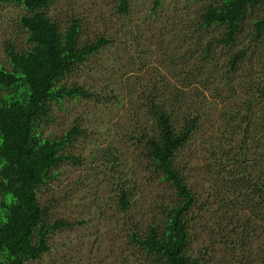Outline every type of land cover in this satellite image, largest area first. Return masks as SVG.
Returning a JSON list of instances; mask_svg holds the SVG:
<instances>
[{
    "label": "trees",
    "instance_id": "obj_1",
    "mask_svg": "<svg viewBox=\"0 0 264 264\" xmlns=\"http://www.w3.org/2000/svg\"><path fill=\"white\" fill-rule=\"evenodd\" d=\"M54 1L0 0L25 12L17 23L26 43L22 50L9 44L7 66L0 63V264L39 260L50 251L55 233L76 224L52 219L49 208L56 201L44 204L39 196L63 165L80 160L72 152L74 143L95 131L84 128L81 119L59 135L45 129L56 122L53 111L65 101L91 96L67 80L115 42L102 35L81 41L79 18L70 16L62 27L48 15ZM128 2L118 0L117 12L128 14ZM159 6L155 0L152 10ZM184 13L177 33L157 42V49L145 47L137 34L125 36L128 47L138 50L143 62L151 60L157 72L133 89L141 99L140 117L130 114L126 124L107 125L115 142L103 144L99 133L94 137L91 162L117 191L126 235L125 252L113 260L216 264L209 245L194 248L195 226L202 222L193 211L207 208L198 181L190 180L194 157L202 160L203 175L211 176L206 197L217 193L221 202L228 194L232 207L239 206L228 228L212 232L220 235L224 256L239 252V264H264V0H186ZM205 91L213 101L207 102ZM216 103L215 122L208 110ZM125 151L149 174L126 161ZM144 181L164 185L167 193L132 201L136 184ZM146 210L155 215L140 225ZM240 224L247 231L239 233ZM242 238L239 250L234 244ZM252 249L259 256H249Z\"/></svg>",
    "mask_w": 264,
    "mask_h": 264
},
{
    "label": "rangeland",
    "instance_id": "obj_2",
    "mask_svg": "<svg viewBox=\"0 0 264 264\" xmlns=\"http://www.w3.org/2000/svg\"><path fill=\"white\" fill-rule=\"evenodd\" d=\"M154 2L155 0H129V13L126 15L117 12L118 0H55L48 11V15L62 27L70 16L79 18L81 41L94 40L96 36L102 35L114 39L115 42L110 49L103 50L101 58L87 62L75 77L67 80L68 83L79 84L91 96L77 101H65L61 109L53 111L56 122L45 129L47 135H59L72 125L74 120L81 119L82 126L95 133L89 138L87 135L80 137L74 143L72 152L80 160L74 165L72 162L63 165L57 178L50 181L39 196L41 203L56 201L49 208L52 219L67 220L76 224L71 229L55 233L50 251L39 260L26 264H116L113 258L120 251L125 252L126 235L120 227L121 216L115 203L117 191L107 173H101L91 162L92 147L97 133L101 142H115L114 137L109 139L105 132L107 125L126 124L130 114L140 117L138 111L142 110L139 108V105L142 106L141 99L136 98L133 89L146 82L151 77V72H157L151 60L146 59L143 62L138 58H142L138 50L128 47L130 39L125 36L137 34L139 42H145V47L157 49V42L161 44L164 38L171 40L177 33L180 25L178 17L186 19V0H160L159 8L152 10ZM24 13L18 6L0 5V63L3 66H7L6 51L9 44H13L18 50L26 46L25 31L17 23ZM152 68L154 70H151ZM128 86L131 91L127 89ZM205 96L207 102L212 100L206 91ZM212 107L208 111L216 122L220 105L216 103ZM209 134L211 132L206 135ZM117 140L122 141L119 138ZM119 145L120 150L125 148V145ZM123 158L132 161V152L125 151ZM191 158V165L194 167L190 173L193 178L190 180L198 181L201 186L197 188L198 196L202 200L205 199L207 207L205 212H199L197 208L193 211L197 217L196 221L202 222L195 226L198 239L194 248L201 249L204 245H209L216 264H239L236 261L239 252L232 258L226 252L230 259L226 258L220 235L212 233L216 228H228L239 206L232 207L233 200L228 194L220 196L227 204L225 207L222 204L224 201H218L217 193L206 197L210 188V182L207 180L211 176L208 173L203 175L202 160ZM131 165L149 174L138 161H132ZM135 190L132 197L134 202L167 193L164 185L146 181L136 184ZM160 195L157 197H161ZM239 213L243 215L242 211ZM154 215L151 210H146L139 218L140 225L147 223ZM236 229L239 233L247 231V227L241 224ZM249 232L251 237L256 236L255 232ZM244 239L234 244L239 250L241 243L245 242ZM253 253L249 252L248 255L253 258L254 255L259 256L254 250Z\"/></svg>",
    "mask_w": 264,
    "mask_h": 264
}]
</instances>
